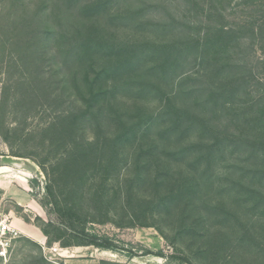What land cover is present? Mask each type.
I'll list each match as a JSON object with an SVG mask.
<instances>
[{
	"label": "rangeland",
	"instance_id": "1",
	"mask_svg": "<svg viewBox=\"0 0 264 264\" xmlns=\"http://www.w3.org/2000/svg\"><path fill=\"white\" fill-rule=\"evenodd\" d=\"M8 6L9 0H0L1 26L7 22ZM105 8L95 18L105 17L118 38L128 36L143 49L149 41L197 40L218 28L235 32L233 47L225 54L231 59L220 68L224 60L219 58L217 72L205 70L200 50L192 47L173 56L174 66L159 83L155 60L140 55L139 46L133 73L123 77L131 80L136 97L137 87H144L139 102L158 117L155 136L173 171L164 177L161 173L159 179L165 178L170 186L186 175L193 194L189 200V195L175 197L169 189V206L161 219H151L159 202L151 200L143 205L145 215L130 223L122 192L97 204L87 191L89 185H83L76 198L80 221L75 225L81 223L88 234L108 240L111 246L65 247L61 245L65 241H57L62 219L52 205L40 204L47 194V176L36 163L46 161L42 136L26 135L48 124L67 105L37 114L31 110L26 120L8 114L0 125V221L13 232L6 238L5 250L0 247L4 254L0 264H31L39 259L45 264H264V148L251 139L248 127L264 105V35L257 30L264 22V0H108ZM9 53H0V101L4 70L18 51ZM230 80L239 81L237 96L222 93L231 88ZM166 95L171 96L172 107L162 101ZM225 99L234 108L224 107ZM35 102L42 104L39 99ZM242 102L252 108L247 110ZM179 108L187 111L173 127ZM216 135L222 142L213 154L199 156L203 145L212 143ZM125 174L135 175V170H123L121 175ZM155 176L149 173L141 194L145 201L154 193ZM173 188L176 191L177 185ZM94 203L99 212L87 215Z\"/></svg>",
	"mask_w": 264,
	"mask_h": 264
},
{
	"label": "trees",
	"instance_id": "2",
	"mask_svg": "<svg viewBox=\"0 0 264 264\" xmlns=\"http://www.w3.org/2000/svg\"><path fill=\"white\" fill-rule=\"evenodd\" d=\"M107 1L9 0L7 22L4 26L0 24L1 55L5 50L8 53L18 51L4 70L0 125L8 114L22 115L26 120L31 110L37 114L54 105H67L48 124L23 136H42L46 161L36 163L47 176V194L40 204L43 207L52 205L53 212L62 219L57 226L62 231L57 241H65L61 242L65 247L92 245L107 249L111 246L108 240L88 234L81 223L80 227L75 225V221H80L76 217L79 212L76 198L83 185H89L87 191L97 204L105 203L108 197L122 192L124 210H127L126 217L130 223L145 215L141 212L143 205L151 200L159 201L157 212L151 219H161L169 206L166 202L169 189L175 197L189 195V200L194 190L186 175L170 186L165 178L161 180L173 171L161 142L155 136L154 126L158 117L139 102L144 87H137L139 95L136 97L131 91V80L123 79L133 73L134 57L141 45L128 36L118 38L105 17L103 22L95 18L99 17L98 12L106 9ZM257 30L259 35H264V22ZM234 34V30L218 28L197 40L149 41L144 45L145 49L141 46L140 55L155 60V81L159 83L165 78V71L174 66L173 56L192 47L200 50L205 70L219 71L215 63L222 58L224 63L220 68H223L231 59L225 54L232 46ZM14 73H18L17 78L13 77ZM228 84L231 88L222 93L226 97H232L233 93L237 96L239 81L230 80ZM169 98L170 95L162 97L166 107H172ZM37 99L42 104H36ZM226 99L222 105L228 110L234 108L233 102ZM242 106L247 110L252 108L248 102H242ZM236 107V110L241 109ZM184 111L187 110L179 108L176 111L173 127L182 120ZM186 114L192 115L191 112ZM252 119L248 125L250 137L262 143L264 148V105ZM216 136L212 143L203 145L199 156L213 154L222 142L221 136ZM13 156L20 157L19 154ZM130 168L135 170V175H121L123 170L127 172ZM151 171L156 174L154 193L145 201L143 189ZM176 185L175 191L173 187ZM63 197L69 199L67 203ZM94 205L87 215L99 212L100 207ZM45 263L39 259L31 264Z\"/></svg>",
	"mask_w": 264,
	"mask_h": 264
},
{
	"label": "built area",
	"instance_id": "3",
	"mask_svg": "<svg viewBox=\"0 0 264 264\" xmlns=\"http://www.w3.org/2000/svg\"><path fill=\"white\" fill-rule=\"evenodd\" d=\"M13 230L9 225L6 224L5 221H0V247L2 250H5L8 241H6L7 236H11ZM0 255H4L3 252L0 251Z\"/></svg>",
	"mask_w": 264,
	"mask_h": 264
}]
</instances>
